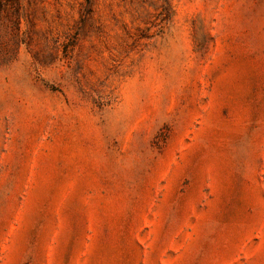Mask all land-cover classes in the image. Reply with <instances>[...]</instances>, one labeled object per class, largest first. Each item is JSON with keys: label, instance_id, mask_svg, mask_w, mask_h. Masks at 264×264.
Here are the masks:
<instances>
[{"label": "rangeland", "instance_id": "1", "mask_svg": "<svg viewBox=\"0 0 264 264\" xmlns=\"http://www.w3.org/2000/svg\"><path fill=\"white\" fill-rule=\"evenodd\" d=\"M0 264H264V0H0Z\"/></svg>", "mask_w": 264, "mask_h": 264}]
</instances>
